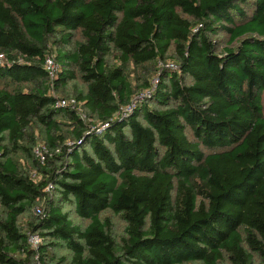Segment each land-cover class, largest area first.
<instances>
[{
    "label": "trees",
    "instance_id": "16d2710c",
    "mask_svg": "<svg viewBox=\"0 0 264 264\" xmlns=\"http://www.w3.org/2000/svg\"><path fill=\"white\" fill-rule=\"evenodd\" d=\"M0 56L2 80L31 85L0 89V264H46L59 244L56 264H264V0H0ZM148 64L158 86L137 101L128 69ZM73 68L87 89L62 106Z\"/></svg>",
    "mask_w": 264,
    "mask_h": 264
},
{
    "label": "rangeland",
    "instance_id": "374dc122",
    "mask_svg": "<svg viewBox=\"0 0 264 264\" xmlns=\"http://www.w3.org/2000/svg\"><path fill=\"white\" fill-rule=\"evenodd\" d=\"M229 39L230 37L225 34V33H218L216 36H212V40L213 42H215L217 44V48H218V52H221L224 48L229 46ZM82 38L80 36V33H76L75 36V41L79 42L81 41ZM239 44V41L235 42L233 45L231 46H237ZM54 50H56L55 47H53ZM56 52V51H55ZM173 61V59H172ZM109 66L113 67V68H117L120 66V63L117 60V57L111 56L109 58ZM175 62H169L170 67H172V65ZM161 67L160 64H148L142 68H136L133 65L128 69V73L131 75V78L134 80V86H137V101H143V98L145 100H148L146 97L144 96H150V93L154 90H156L157 86H158V81H157V70H159V68ZM75 72L76 75V79L70 81L68 83V87L65 90H56L57 95L61 96L62 98H65L67 100V103H72L73 99L75 98L76 94L78 92H85L87 87L84 84L83 80L81 79V77L79 76V73L77 71L76 68L72 69ZM57 78V75L56 77ZM54 78V79H55ZM147 81V83L149 85H151L152 87L150 89L147 90H143V85L144 82ZM188 84L192 83L191 79H187L186 80ZM9 88V89H16L18 88L21 91H28L30 90L31 85L29 84H22V85H15L12 84L10 82H7L5 80H2L0 78V89L2 88ZM151 107H155L154 104H150ZM157 107V106H156ZM84 115V117H89V114L87 112L81 111ZM61 121L63 123H65V119H61ZM73 130L72 126L69 124H64L63 125V131L64 133H71ZM45 128L42 127H37L34 126L33 129L31 130V134L35 135V138L37 140V146L35 148V154L36 156L39 155V151L42 150L43 146H45V141H46V134H45ZM187 134L188 136L193 139V132L191 131V129L187 130ZM70 136V135H69ZM68 136V137H69ZM68 142V141H67ZM203 150L205 152H209L208 150H206L205 148H203ZM41 152V151H40ZM35 156V157H36ZM14 157H16V159L19 160L20 164L26 168L29 171H32V176L35 178L36 181H39L42 179V174L41 172L36 168V166H34V159H32L30 156H26L23 153H19L17 155H15ZM53 186H50L47 191L50 195L54 196L55 199H59L60 195L58 193L51 192L53 189ZM63 209L64 212L69 214L70 219L73 221V223L78 224L80 226H82L83 228H85L88 224L89 221L88 220H84L81 217L78 216V214L75 211V207L74 204L71 203H59ZM38 212L34 211L31 212L23 217H21L20 222H21V226L23 227V229H27V224L30 222H34L36 220V217L38 216ZM102 218H109L112 223H113V236L116 240V242L118 244H121L123 242V240L126 238V232H125V228H126V222L124 219H122L120 216H116L112 211H105L102 213ZM49 256H46V264H56V262L58 260H60L61 258H66V260H70V257L72 255V253L63 245H56L55 247L51 248L49 250ZM223 264H231L229 261H225ZM253 264H262V260L259 258L258 255H254V260H253Z\"/></svg>",
    "mask_w": 264,
    "mask_h": 264
},
{
    "label": "built area",
    "instance_id": "2783aa9c",
    "mask_svg": "<svg viewBox=\"0 0 264 264\" xmlns=\"http://www.w3.org/2000/svg\"><path fill=\"white\" fill-rule=\"evenodd\" d=\"M0 58H2V56H0ZM46 69L48 70L51 79L54 80V78L57 75L58 67L56 65V62H55V59H54L53 56H48L47 57V59H46ZM58 103L61 104L62 106H66V105H69V104H73L74 100L72 101V103H67V100L60 99L58 101ZM38 153H39V157L41 159V162L44 163L45 157L42 155V153L40 151ZM30 243H31V245L33 247H38L39 244L41 243V239L39 238V236L31 237Z\"/></svg>",
    "mask_w": 264,
    "mask_h": 264
}]
</instances>
